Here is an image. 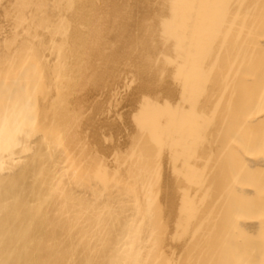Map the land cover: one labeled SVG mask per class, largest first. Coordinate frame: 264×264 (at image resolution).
<instances>
[{
    "label": "bare ground",
    "instance_id": "obj_1",
    "mask_svg": "<svg viewBox=\"0 0 264 264\" xmlns=\"http://www.w3.org/2000/svg\"><path fill=\"white\" fill-rule=\"evenodd\" d=\"M0 264H264V0H0Z\"/></svg>",
    "mask_w": 264,
    "mask_h": 264
}]
</instances>
